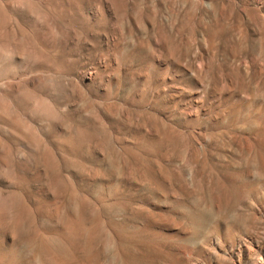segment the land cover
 Here are the masks:
<instances>
[{
	"label": "rangeland",
	"instance_id": "1",
	"mask_svg": "<svg viewBox=\"0 0 264 264\" xmlns=\"http://www.w3.org/2000/svg\"><path fill=\"white\" fill-rule=\"evenodd\" d=\"M0 264H264V0H0Z\"/></svg>",
	"mask_w": 264,
	"mask_h": 264
}]
</instances>
